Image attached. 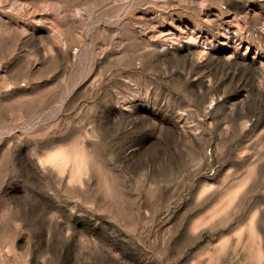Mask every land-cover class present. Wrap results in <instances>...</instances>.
Here are the masks:
<instances>
[{"label": "rangeland", "instance_id": "rangeland-1", "mask_svg": "<svg viewBox=\"0 0 264 264\" xmlns=\"http://www.w3.org/2000/svg\"><path fill=\"white\" fill-rule=\"evenodd\" d=\"M0 264H264V0H0Z\"/></svg>", "mask_w": 264, "mask_h": 264}]
</instances>
